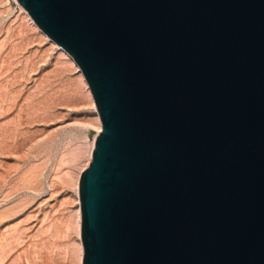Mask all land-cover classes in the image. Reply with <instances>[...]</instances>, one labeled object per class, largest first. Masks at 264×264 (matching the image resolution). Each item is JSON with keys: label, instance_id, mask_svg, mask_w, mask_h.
<instances>
[{"label": "water", "instance_id": "water-1", "mask_svg": "<svg viewBox=\"0 0 264 264\" xmlns=\"http://www.w3.org/2000/svg\"><path fill=\"white\" fill-rule=\"evenodd\" d=\"M102 131L82 264H264V0H17Z\"/></svg>", "mask_w": 264, "mask_h": 264}, {"label": "rangeland", "instance_id": "rangeland-1", "mask_svg": "<svg viewBox=\"0 0 264 264\" xmlns=\"http://www.w3.org/2000/svg\"><path fill=\"white\" fill-rule=\"evenodd\" d=\"M102 131L73 58L0 0V264H82L79 184Z\"/></svg>", "mask_w": 264, "mask_h": 264}, {"label": "bare ground", "instance_id": "bare-ground-1", "mask_svg": "<svg viewBox=\"0 0 264 264\" xmlns=\"http://www.w3.org/2000/svg\"><path fill=\"white\" fill-rule=\"evenodd\" d=\"M79 223H81V209L79 210Z\"/></svg>", "mask_w": 264, "mask_h": 264}]
</instances>
